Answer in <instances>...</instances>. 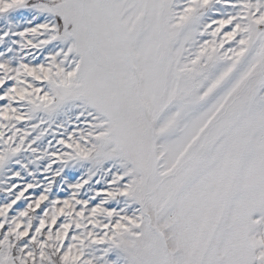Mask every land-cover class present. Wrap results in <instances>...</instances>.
I'll list each match as a JSON object with an SVG mask.
<instances>
[{"label":"rangeland","instance_id":"rangeland-1","mask_svg":"<svg viewBox=\"0 0 264 264\" xmlns=\"http://www.w3.org/2000/svg\"><path fill=\"white\" fill-rule=\"evenodd\" d=\"M0 264H264V0H0Z\"/></svg>","mask_w":264,"mask_h":264},{"label":"bare ground","instance_id":"bare-ground-1","mask_svg":"<svg viewBox=\"0 0 264 264\" xmlns=\"http://www.w3.org/2000/svg\"><path fill=\"white\" fill-rule=\"evenodd\" d=\"M140 7V6H139ZM140 19V18H139ZM131 42V41H130ZM140 44V43H139ZM176 99V98H175ZM179 100V99H178Z\"/></svg>","mask_w":264,"mask_h":264}]
</instances>
